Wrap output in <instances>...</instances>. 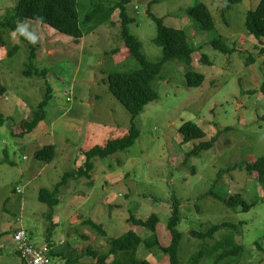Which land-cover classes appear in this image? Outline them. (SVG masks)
<instances>
[{"label":"rangeland","instance_id":"374dc122","mask_svg":"<svg viewBox=\"0 0 264 264\" xmlns=\"http://www.w3.org/2000/svg\"><path fill=\"white\" fill-rule=\"evenodd\" d=\"M225 1L130 0L126 5L133 17L129 30L148 60L157 61L162 56V48L153 42L157 24L147 13L148 3H153L150 10L163 24L184 29L190 42L200 49L192 54L189 65L177 59L162 65L159 78L153 81L157 98L134 119L139 136L133 145L111 156L94 158L88 178H71L61 187L60 200L49 217V206L39 199V189H52L65 171L79 167L85 159L84 150L127 133L130 115L109 91L107 76L113 71L137 69L139 63L119 40L120 19L115 11V26L102 24L77 41L48 25L22 22L20 26L26 25L36 37L38 67L46 69L45 76L24 75L28 49L16 33L1 26L16 0H0V83L6 87L5 94H0V113L9 118L0 125V264H23L13 239L19 228L39 248H47L45 239L51 236L53 250L63 253L50 257L51 264H96L86 253L88 245L104 251L107 238L131 229L142 237L148 235L143 227L127 221L130 215L145 219L156 213L158 239L166 246L172 193L180 202L177 228L183 233L179 248L182 264H188L199 248L229 232L220 228L212 238L202 241L190 230L225 221L242 222L235 235L236 243L243 246L241 264H264V250L257 247L264 248V190L257 175L248 173L244 166L225 170L264 154V52L260 51L264 37L257 40L245 28L247 11L260 0L230 4L224 13L226 22ZM197 2L208 6L214 29L199 30L189 16ZM216 36H222L235 51L225 54L214 49L210 42ZM14 44L19 48L8 56L6 51ZM115 46L118 53H110ZM201 53L211 63H202ZM187 70L203 73V83L187 86ZM47 85L52 87L53 97L45 107V118L32 131L17 135L21 122L32 117ZM75 119L78 125H74ZM185 121L197 123L205 136L184 143L179 127ZM214 136L212 147L184 160L194 145ZM46 144L54 145L50 162L33 154ZM219 170L223 172L218 174ZM231 193L256 203L248 211L230 208L220 198ZM86 218L101 224L106 235L83 222ZM137 257L150 264H169L166 255L142 246ZM69 258L77 261L68 263ZM212 259L206 253L200 264H212Z\"/></svg>","mask_w":264,"mask_h":264},{"label":"trees","instance_id":"16d2710c","mask_svg":"<svg viewBox=\"0 0 264 264\" xmlns=\"http://www.w3.org/2000/svg\"><path fill=\"white\" fill-rule=\"evenodd\" d=\"M240 1L242 0H226L222 5L225 10L223 14L228 11L230 4ZM129 2L130 0H16L15 5L5 13L1 20V26H5L7 29L15 32L28 49L23 70V74L27 76H45L46 69L38 67L36 60L38 45L36 44V40L32 42L24 35L16 32L17 26L25 21H35L42 25H48L58 32L73 37L77 41L79 38L95 31L102 24L110 27L115 26L113 15L115 11H118L120 19L119 40L127 48L129 56L136 59L139 63V68L137 69L113 71L109 72L107 76L109 91L127 109L130 115V126L127 133L117 138H109L105 145L95 144L91 148L84 150L85 159L79 167L65 171L52 189H39V199L49 206V217L52 215L53 207L60 200L57 195L61 187L65 186L71 178H88L90 171L94 167V158H105L119 151L126 150L133 145L139 136L134 119L146 104L157 98V87L153 84V81L159 76L162 65L174 59L189 65L192 62V54L200 49V47L198 48L190 42L189 34L184 29L163 24L161 18L157 17L150 10V6L153 3H148L147 13L157 24V33L153 38V42L162 48V56L159 60H148L141 51V44L138 38L129 30V24L133 21V17L126 10V5ZM189 16L193 18L199 30L214 29L213 16L206 4L202 2L195 3L189 10ZM223 18L226 22L225 14ZM245 28L257 40L264 37V0H260L254 9L247 11ZM210 44L214 49L225 54L235 51L222 36L214 37ZM18 48L19 44H14L7 49V55H12ZM118 51L119 47L115 46L109 52L114 54L118 53ZM260 51L264 52V48H261ZM199 60L202 63H211L204 53H201ZM250 60H252V57H250ZM185 79L187 86L197 87L203 83L205 76L201 72L187 70L185 72ZM262 88H264V82ZM5 92L6 87L0 83V94L3 95ZM52 97V87L47 85L42 100L38 103L37 108L32 111V117L29 120L21 122L22 128H20L21 130L17 135H23L25 132L32 131L45 118V107ZM8 119V117H4L0 113V125ZM179 132L183 137L182 141L184 143L199 140L205 136L203 129L192 121L183 122L179 127ZM215 140L216 137L214 136L209 140L199 141L185 153L184 160L186 161L189 157L198 155L202 150L212 147ZM33 154L38 160L50 162L54 157V145H43L36 149ZM238 166L241 169L244 166L248 173L256 174L257 180L264 190V154L244 165L235 164L226 167L225 170ZM222 172V170H219L218 174ZM240 193H231L228 197L220 199L230 208L248 211L256 202H247ZM209 195L218 197L213 192H209ZM152 197L158 200L156 197ZM171 199L170 212L166 223V227L170 233L168 245L164 246L159 242L157 233L159 217L156 213H150L145 219L137 218L133 215H130L127 219L132 224L143 227L148 232L147 236L142 237L132 229L127 230L120 236L107 238V248L104 251H98L88 245L86 253L94 259L96 264H150L147 260L137 257V250L142 246L148 251L158 250L163 253L167 256L169 264H182L179 257V248L183 233L177 228L180 221V202L173 193L171 194ZM83 222L90 224L103 236L106 235V231L101 224L95 223L89 218L84 219ZM241 224V221L239 223L225 221L210 225L199 231L190 230V234L193 237L202 241L212 238L213 234L220 228H227L229 232L222 239L214 241L211 245L199 248L189 257L188 264H200L201 258L206 253L209 256H213L212 264H241L243 246L235 241V235L239 232ZM47 230L52 235L51 227L48 226ZM45 242V247L48 248V255L50 257L63 255L61 250H53L54 241L50 235L46 236ZM257 247L260 250H264L260 245ZM17 253L19 254L18 251ZM110 256H112L111 260L107 261ZM76 261V259H68V263Z\"/></svg>","mask_w":264,"mask_h":264},{"label":"built area","instance_id":"2783aa9c","mask_svg":"<svg viewBox=\"0 0 264 264\" xmlns=\"http://www.w3.org/2000/svg\"><path fill=\"white\" fill-rule=\"evenodd\" d=\"M14 240L25 264H51L50 259L45 253L46 249L35 248L27 240L24 231H18Z\"/></svg>","mask_w":264,"mask_h":264},{"label":"clouds","instance_id":"9594fccd","mask_svg":"<svg viewBox=\"0 0 264 264\" xmlns=\"http://www.w3.org/2000/svg\"><path fill=\"white\" fill-rule=\"evenodd\" d=\"M16 32H19L21 35H24L25 37H27L32 42H35V40H36V37L27 31L26 25H24V26L18 25L16 28ZM13 35H15V32L13 33Z\"/></svg>","mask_w":264,"mask_h":264},{"label":"bare ground","instance_id":"6f19581e","mask_svg":"<svg viewBox=\"0 0 264 264\" xmlns=\"http://www.w3.org/2000/svg\"><path fill=\"white\" fill-rule=\"evenodd\" d=\"M20 230L24 231L22 228L17 229V231L14 233V237H13V239L15 238L16 233H17L18 231H20ZM24 233H25V236H26L27 240L29 241V243L32 244V242L30 241V238L28 237L27 233H26L25 231H24ZM14 242H15V240H14ZM15 244H16V242H15ZM32 245H33L35 248H37V249H46V250H45V253H46V255L48 256V258L50 259V262H51V258H50V256L48 255V249H47V248H39V247L35 246L34 244H32ZM16 251H18L17 246H16ZM18 252H19V251H18ZM19 255H20V257H21L20 252H19ZM21 258H22V257H21ZM22 261H23V264H25L23 258H22Z\"/></svg>","mask_w":264,"mask_h":264},{"label":"crops","instance_id":"0c3cea01","mask_svg":"<svg viewBox=\"0 0 264 264\" xmlns=\"http://www.w3.org/2000/svg\"><path fill=\"white\" fill-rule=\"evenodd\" d=\"M64 115H62V116H59V118H61V117H63ZM59 118H57L58 120H59ZM51 124H53V122L51 123ZM74 125H78V122H77V119H75V121H74ZM77 127V126H76ZM37 149V148H36ZM83 151V150H82ZM56 245V244H55ZM2 246V244H0V247ZM22 259V258H21Z\"/></svg>","mask_w":264,"mask_h":264}]
</instances>
